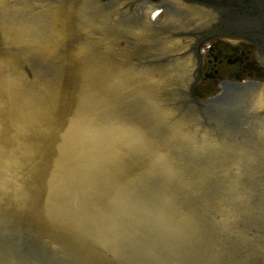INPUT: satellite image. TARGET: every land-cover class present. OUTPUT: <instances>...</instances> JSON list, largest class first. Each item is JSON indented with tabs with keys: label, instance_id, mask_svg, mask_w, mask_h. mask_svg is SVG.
<instances>
[{
	"label": "water",
	"instance_id": "95a60500",
	"mask_svg": "<svg viewBox=\"0 0 264 264\" xmlns=\"http://www.w3.org/2000/svg\"><path fill=\"white\" fill-rule=\"evenodd\" d=\"M263 24L264 0H0V264H264Z\"/></svg>",
	"mask_w": 264,
	"mask_h": 264
},
{
	"label": "flooded vegetation",
	"instance_id": "af4514ba",
	"mask_svg": "<svg viewBox=\"0 0 264 264\" xmlns=\"http://www.w3.org/2000/svg\"><path fill=\"white\" fill-rule=\"evenodd\" d=\"M248 32L252 34V35H251V34H247V37H248V38L255 37V38L258 39L259 37H264V35H262V34L254 35V33H253V27H252V26L248 27ZM228 44H230V45L233 46V47L235 46V45L232 44V43H228ZM231 46H228V48H232ZM225 48H227V46H226ZM217 50H218V46H217ZM218 53H219L220 55L222 54L219 50H218ZM215 60H217V58H215ZM253 69L255 70V68H251V70H253ZM209 75H210V74H205V75H204V78H205V77H209V78L211 77L210 79L215 78L214 75H212V76H209Z\"/></svg>",
	"mask_w": 264,
	"mask_h": 264
}]
</instances>
